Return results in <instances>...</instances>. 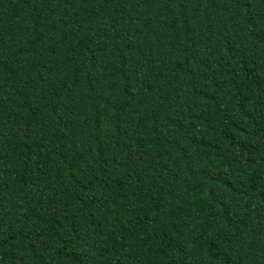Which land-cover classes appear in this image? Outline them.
<instances>
[{
    "label": "trees",
    "instance_id": "16d2710c",
    "mask_svg": "<svg viewBox=\"0 0 264 264\" xmlns=\"http://www.w3.org/2000/svg\"><path fill=\"white\" fill-rule=\"evenodd\" d=\"M0 264H264V0H0Z\"/></svg>",
    "mask_w": 264,
    "mask_h": 264
}]
</instances>
